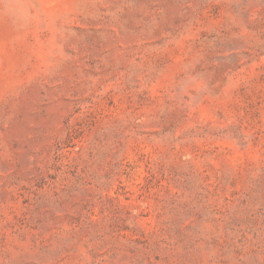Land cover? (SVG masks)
Listing matches in <instances>:
<instances>
[{"label":"rangeland","instance_id":"rangeland-1","mask_svg":"<svg viewBox=\"0 0 264 264\" xmlns=\"http://www.w3.org/2000/svg\"><path fill=\"white\" fill-rule=\"evenodd\" d=\"M0 264H264V0H0Z\"/></svg>","mask_w":264,"mask_h":264}]
</instances>
